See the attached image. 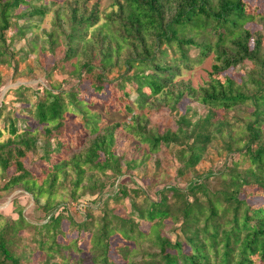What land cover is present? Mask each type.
<instances>
[{
  "label": "trees",
  "instance_id": "obj_1",
  "mask_svg": "<svg viewBox=\"0 0 264 264\" xmlns=\"http://www.w3.org/2000/svg\"><path fill=\"white\" fill-rule=\"evenodd\" d=\"M42 1L0 0V57L8 56L6 32L17 26L14 19L43 18L55 9L40 50L55 57L47 79L57 72L88 81L97 93L110 89L120 112L132 116L128 122H107L93 98L63 87L65 78L50 81L49 88L39 86L35 101L15 111H5L2 102L0 138L4 132L10 136L0 140V192L20 188L32 194L45 220L34 223L21 209L17 219L4 218L0 264H25L38 252L45 257L41 264H264V34L250 26L264 20V11L246 0H115L117 8L104 13L101 23L97 4L89 6V0ZM24 36L20 28L13 38ZM36 40L29 52H36ZM192 48L198 51L195 58ZM210 55L214 63L204 85L175 80L193 61ZM229 68L243 70L240 80L225 73ZM129 86L137 93L134 100ZM194 103L205 110L195 119L189 115ZM244 108L249 119L237 137L232 114ZM163 109L173 115L174 128L151 124L150 114ZM71 115L81 120L75 133L67 127ZM120 133L128 139L122 152ZM214 141L239 155L219 181L206 173L186 189L167 187L158 199L138 186L107 188L162 151H170L180 167L198 172ZM30 153L39 162L37 170L26 165ZM96 170L111 179L110 185L96 178ZM70 171L74 200L84 187L106 189L107 201L85 205L83 212L67 201L54 203L59 178ZM87 172L90 185L82 183ZM125 198L131 199V210L120 212ZM78 212L84 215L80 221L74 218ZM66 218L70 231L63 228ZM142 221L150 223L148 229ZM23 228L31 229V244L18 251ZM72 231L78 238L70 237ZM84 233L87 250L80 243Z\"/></svg>",
  "mask_w": 264,
  "mask_h": 264
},
{
  "label": "rangeland",
  "instance_id": "obj_2",
  "mask_svg": "<svg viewBox=\"0 0 264 264\" xmlns=\"http://www.w3.org/2000/svg\"><path fill=\"white\" fill-rule=\"evenodd\" d=\"M253 6L257 7V11H264V5L261 0H246ZM41 2H43L41 0ZM115 0H89L88 5L93 6L97 4L98 9L100 10L101 20L100 22H104V13H108L113 9H116L117 6L114 5ZM61 13L66 14L67 8L62 6L60 9ZM55 9H52L49 14L43 18H34L32 20L27 18L14 19L17 22L9 30L6 32V49H7V57H0V106L4 101L7 103V108L5 111H9V109L15 111V109L20 107H25L27 105L32 104L35 101V97L33 92L37 91V89L42 86L49 88L52 81L54 84L58 83L60 80L58 79H66L63 83V87L65 89H70L71 87H76L78 90L80 89V94L82 93L87 99H92L95 102L94 108L98 109L102 112V117L109 123H123L130 121L132 113L120 112L118 109L121 105L114 95L113 91L107 89L103 92L97 93L95 92L88 81L80 82L76 76H71L69 74H60L53 73L51 79L48 80L46 73L47 70L52 67L55 61V57L52 54H44L40 53L41 47L46 44L44 41L46 39V35L43 31H49L51 28V21L54 18ZM253 30L260 31L264 34V20H261L257 23H253ZM23 28V32L25 33L24 38L19 40V38H13L15 34L19 33V29ZM37 38L36 40V52H29V50L33 47L30 43L31 40ZM263 45H264V37H263ZM197 49H190V54L192 57H197ZM13 55V56H11ZM11 60L8 63V60ZM214 63L213 56L210 55L204 59H197L191 63V65L182 70L180 76H178L175 80H182L185 84L190 83L192 86L198 88L201 85H204L206 81L209 79V72L211 71V66ZM229 75L240 80L241 75L244 73L242 69H234L229 68L227 72ZM180 84V83H179ZM18 86L30 87V90H23L18 92L16 89ZM132 86V85H131ZM129 86L131 90L129 98L134 100L136 98V91ZM60 90V89H58ZM81 94V96H82ZM184 104L181 106L182 110H184ZM136 112L138 111L135 110ZM26 112L21 113V115H25ZM222 114L223 112L220 111ZM205 110L204 107L199 104H192L191 111L189 115L192 118H197L200 115H204ZM234 132L236 136L239 137L241 135L240 126L244 124V121L249 119V109L244 108L238 110L232 114ZM80 117L69 116L67 120V127L69 132L75 133V131L80 127ZM151 124H158L161 128H170L175 127L173 115L169 114L168 109L159 110L150 114ZM21 123V122H20ZM21 128H24V124H20ZM37 124L33 126V129L36 128ZM2 127V126H1ZM37 134L39 136V145L42 146L44 143L43 136L41 134V128H36ZM0 138L1 141L7 140L10 136L7 132ZM92 136L89 135L86 144L83 146H87L89 143V139ZM128 139L124 135V133L119 134V141L117 149H120L122 152L124 148V144H126ZM221 141H214V143L210 146L209 153L203 158V168L202 165L197 171L186 170L183 166L180 167L178 163H176L173 154L170 151H162L159 154L150 156L145 162L139 165L137 169L132 170L130 173L126 172L125 174L120 175V181L115 182L114 185H110L111 179H106L107 175L102 172H96V178L100 181H107V185H110L109 191L111 189H116L121 187L122 185H128L129 187L138 186L139 189H142L144 192L148 193L153 199H158L161 191L166 189L169 186L176 185L181 189H186L189 185L193 183V181L199 180L203 175L207 173V175H217L218 178H211L212 182L219 181V174L226 169L227 166L231 165L232 161L236 158H239V155L236 153L228 154L226 150L222 148ZM82 147V148H83ZM80 148L75 149L79 151ZM42 153L41 150H38V154ZM131 155V151L127 153L129 157ZM141 159V158H140ZM241 159V158H240ZM26 165L31 169H38L39 162H37L34 154L30 153L26 159ZM180 167V169H179ZM230 167V166H229ZM205 169V170H203ZM182 170V171H181ZM210 172V173H209ZM209 173V174H208ZM90 172H87L84 176L83 184L90 185L91 182L88 180L87 175ZM64 176V175H62ZM59 178V184L57 186V191L55 195L52 196V200L54 203L61 202H69L71 203L75 209L80 212L84 211L85 205H98L97 202L101 199L100 203L102 205L103 201H107L106 194L108 191L105 189L103 191H99L97 188L93 191L92 189H84L81 187L78 192V199L74 200L71 197L70 185L71 182L75 179V173L70 171L66 178ZM106 179V180H105ZM0 181H1V169H0ZM63 181V182H62ZM117 183V184H116ZM118 185V186H117ZM215 189V187H212ZM133 194V193H132ZM157 196V197H156ZM48 194L41 195V202H46V198ZM155 197V198H154ZM135 198V197H131ZM131 199L125 198L123 203H125V207L120 205L122 208L119 210L120 212L130 211L131 210ZM257 198L253 199V202H256ZM22 210L24 215L28 217L32 222H43L45 211L43 207L38 206L35 203L34 196L23 189L15 188L6 192H0V227L5 224L7 221L4 218H18V212ZM84 215L78 214L74 215V218L77 221L82 220ZM172 222L169 221L167 224V230L172 227ZM150 223L147 221H142V228L148 229ZM63 228L66 231L69 230V220L66 218L63 220ZM31 229L23 228L20 233H22L23 240L19 241L18 251H27L26 246L31 243ZM70 237L72 239L78 238V233L71 232ZM28 242L30 244H28ZM81 247L85 250L88 249V236L84 233L82 239L80 240ZM113 254V250L111 251ZM84 254H82L83 256ZM71 256H75V253H72ZM45 261V257L41 256L40 253H34L31 255V259L26 261L25 264H41Z\"/></svg>",
  "mask_w": 264,
  "mask_h": 264
}]
</instances>
